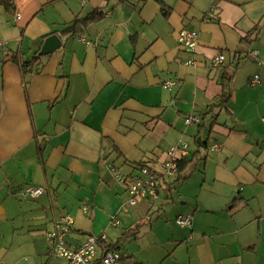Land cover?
Wrapping results in <instances>:
<instances>
[{
	"label": "crops",
	"instance_id": "obj_1",
	"mask_svg": "<svg viewBox=\"0 0 264 264\" xmlns=\"http://www.w3.org/2000/svg\"><path fill=\"white\" fill-rule=\"evenodd\" d=\"M52 34L62 47L41 55ZM0 41V263L66 264L45 232L70 214L68 244L106 233L118 264H264V0H0ZM182 142L189 162L164 178ZM109 162L125 178L155 170L159 198L131 206Z\"/></svg>",
	"mask_w": 264,
	"mask_h": 264
},
{
	"label": "built area",
	"instance_id": "obj_2",
	"mask_svg": "<svg viewBox=\"0 0 264 264\" xmlns=\"http://www.w3.org/2000/svg\"><path fill=\"white\" fill-rule=\"evenodd\" d=\"M20 15L17 14L16 18L19 19ZM199 34L197 31L184 28L179 32L177 43L185 50L195 53L198 45ZM6 42H0V50L6 47ZM252 57L258 56V51H253ZM225 62L224 55H218L213 59L214 66H223ZM187 64H196L193 59H190ZM254 83L259 82V77L256 76L253 80ZM174 83L172 81L165 82L163 87L171 90ZM187 126L199 125L203 118L201 115L190 114L184 117ZM221 145L217 142L210 146L212 152H219ZM188 145L182 142L177 147H172L167 152V160L163 164V176L164 178H176L179 174V162L185 158L188 154ZM111 173L115 175L116 179L126 185L129 191L130 205L136 206L141 200H157L159 198V174L144 165L140 167V174L135 177H121L116 167L112 163H108ZM163 178V177H162ZM47 193V189L44 186L29 184L25 187L23 195L31 199H38ZM82 210L88 213L90 206L87 203L82 204ZM194 216L192 214L180 215L176 222L183 228H191L193 225ZM119 220L116 218L111 219V225L114 227L119 226ZM74 226V219L70 214L62 216L56 221L53 228L45 232V239L49 245L50 253L52 257L65 260L66 264H118L122 256L118 250L103 249L102 245L106 244L107 235L101 233L97 235H89L85 242L79 244L77 247H71L67 238L71 233ZM0 264H7L1 262Z\"/></svg>",
	"mask_w": 264,
	"mask_h": 264
},
{
	"label": "trees",
	"instance_id": "obj_3",
	"mask_svg": "<svg viewBox=\"0 0 264 264\" xmlns=\"http://www.w3.org/2000/svg\"><path fill=\"white\" fill-rule=\"evenodd\" d=\"M5 2H6V4H8V5L10 4L11 5V3H9V2H7V1H5ZM102 9L103 8H100L99 10H96L94 13L88 15L87 17H85L83 19H77L75 21V23L71 26V28L68 29V32L69 33L73 32L72 35H76V32L78 30H80L81 27L84 26L86 23L97 21V20L101 19V17H103V15H104V12L102 11ZM188 162H189V160L187 158H185V159H183V160H181L179 162V171H180L179 175L183 171V169L186 167ZM179 175L177 177V180L180 179ZM184 179L185 178L181 177L180 181H183ZM121 240H122V238H121ZM117 247H118V245H115V246H112V247L107 246L108 250H112V249L117 250ZM107 248H105V249H107Z\"/></svg>",
	"mask_w": 264,
	"mask_h": 264
},
{
	"label": "water",
	"instance_id": "obj_4",
	"mask_svg": "<svg viewBox=\"0 0 264 264\" xmlns=\"http://www.w3.org/2000/svg\"><path fill=\"white\" fill-rule=\"evenodd\" d=\"M62 47V40L57 34H52L48 36L41 48L40 54L41 55H49L51 53H54L59 48ZM1 56V54H0Z\"/></svg>",
	"mask_w": 264,
	"mask_h": 264
},
{
	"label": "rangeland",
	"instance_id": "obj_5",
	"mask_svg": "<svg viewBox=\"0 0 264 264\" xmlns=\"http://www.w3.org/2000/svg\"><path fill=\"white\" fill-rule=\"evenodd\" d=\"M0 42H2V41H0ZM4 42H6V41H4ZM6 44H7V42H6ZM172 82H173V81H172ZM202 118H203V116H202ZM202 121H203V120H202ZM200 124H201V123H200ZM185 143H186V142H185ZM213 143H215V142H213ZM213 143H212V144H213ZM217 143L220 144L219 142H217ZM212 144H211V145H212ZM180 145H181V144H180ZM187 145H188V144H187ZM211 145H210V146H211ZM220 145H221V144H220ZM221 146H222V145H221ZM188 147H189V146H188ZM210 150H211V149H210ZM220 150H221V148H220ZM220 150H219V151H220ZM168 151H169V150H168ZM187 152H188V150H187ZM211 152H212V151H211ZM213 153H218V152H213ZM187 156H188V154H187ZM187 156H186L185 158H187ZM185 158H183V159H185ZM183 159H182V160H183ZM166 160H167V159H166ZM179 172H180V171H179ZM178 175H179V174H178ZM178 175H177V177H178ZM159 176H160L159 183H161V181H163V179H162V176H161V175H159ZM163 177H164V176H163ZM177 177H176V178H177ZM28 185H29V184H28ZM32 185H34V184H32ZM39 186H40V185H39ZM46 189H47V188H46ZM193 222H194V221H193Z\"/></svg>",
	"mask_w": 264,
	"mask_h": 264
}]
</instances>
